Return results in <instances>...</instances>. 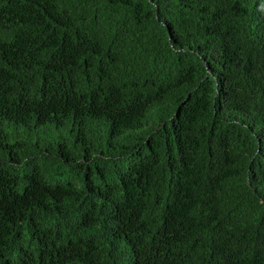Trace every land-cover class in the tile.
<instances>
[{
    "label": "trees",
    "instance_id": "1",
    "mask_svg": "<svg viewBox=\"0 0 264 264\" xmlns=\"http://www.w3.org/2000/svg\"><path fill=\"white\" fill-rule=\"evenodd\" d=\"M0 264H264V0H0Z\"/></svg>",
    "mask_w": 264,
    "mask_h": 264
}]
</instances>
